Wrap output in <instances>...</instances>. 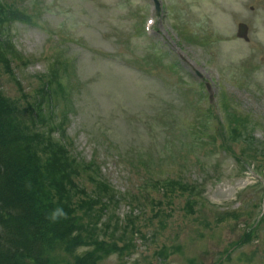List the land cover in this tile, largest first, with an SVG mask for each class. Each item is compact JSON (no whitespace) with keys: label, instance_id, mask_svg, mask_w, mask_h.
Segmentation results:
<instances>
[{"label":"rangeland","instance_id":"rangeland-1","mask_svg":"<svg viewBox=\"0 0 264 264\" xmlns=\"http://www.w3.org/2000/svg\"><path fill=\"white\" fill-rule=\"evenodd\" d=\"M215 1L219 3V6L207 7L206 12L213 13L218 18L224 19L226 15V9L220 6L228 10L234 8L231 4L232 0ZM48 3H51V12H43L44 20L55 32L61 34L66 30L72 37L86 45L89 44L81 39L83 36L94 45L103 46L106 49L112 48L111 42L122 47L120 54H117L115 50H109L107 57H93L88 51L77 49L72 47V43H68L69 53L79 60L78 77L81 82L76 85L79 87L80 114L75 118L74 129L77 132L79 147L88 160L92 157L97 159L116 191L127 192L132 189L130 185L133 174L130 161L134 154H142L150 150L151 158L157 155L161 141L159 137L154 140L152 137L157 133H164V130L157 126L156 120L165 114L169 90L143 80L137 83L138 76L129 73L122 66V61L125 55L131 52V48L126 45L127 39L120 38L119 27L109 23L111 11L108 4L111 0H40V4ZM207 5H210L209 0ZM74 16L82 23L79 30L74 26ZM251 21L253 33L258 35L263 23L257 24L255 15ZM121 29L124 33L126 32V28ZM15 34L22 49L37 59L33 65L24 70V75L30 76L44 70L47 62L40 55L48 45L46 34L22 25L15 27ZM104 34H107V38L103 36ZM262 72L264 73V66ZM127 81L129 83L126 84ZM250 81L256 82V80ZM258 85L261 86V83ZM109 92L113 95L112 103L108 97ZM257 104L258 110L264 109L263 102ZM168 116L170 118V114ZM103 132L107 133L108 141L103 140ZM223 156L225 157L222 166L224 176L216 179L213 175L212 182L206 186L204 184L205 193L217 204H224L238 184L227 179L226 172L231 169V161L228 160V156ZM202 180L205 182L206 178L202 177ZM127 210V206L122 203L119 214H124ZM179 230L183 231L180 238L169 239L166 244L180 247L178 253L167 260V264H210L215 260L216 251L224 245L226 239L232 237L230 231L221 230L220 240L216 241L214 237L199 238L197 232L200 231L193 226L185 228L181 226ZM160 236L163 238L161 242H164L167 237L173 236V229L165 234L160 233ZM144 248L146 245L141 252H144ZM145 264H154V260L151 258V261H145Z\"/></svg>","mask_w":264,"mask_h":264},{"label":"trees","instance_id":"trees-1","mask_svg":"<svg viewBox=\"0 0 264 264\" xmlns=\"http://www.w3.org/2000/svg\"><path fill=\"white\" fill-rule=\"evenodd\" d=\"M24 171L23 165L10 161L8 154L0 146V181L7 178L13 186L14 182L19 180L16 188L17 192L12 189L13 186L9 190L4 189L0 193L1 200H3L0 208V222L2 223L5 237L12 239L9 241L6 238L3 240L4 237H0V241L4 243V245L0 246V251H3L5 247L14 248V246L17 249H21L24 247L22 243L29 244L27 249L30 251L36 249L33 245L38 242V218L32 204L24 197L25 190L22 185ZM27 177L29 178L28 175ZM41 219L47 222V217L44 213L41 214ZM3 258L7 259V254H4Z\"/></svg>","mask_w":264,"mask_h":264},{"label":"bare ground","instance_id":"bare-ground-1","mask_svg":"<svg viewBox=\"0 0 264 264\" xmlns=\"http://www.w3.org/2000/svg\"><path fill=\"white\" fill-rule=\"evenodd\" d=\"M18 184H19V180L14 182V185H13L14 187H13L11 185L9 179H7V178H6V180L3 179V180L0 181V193H2L4 189L9 190L12 187H13L12 189L15 192H17L16 188H17ZM2 202H3V200H1V196H0V206H1ZM1 228H2V226H1ZM0 233H3V237H4L3 240H5V238H6L5 237V232L1 229ZM48 235L51 236L52 235V231L48 232ZM45 237H46V234H42L41 236L37 237L38 238V242L33 245L34 248L40 247L44 243ZM2 242L3 241H0V246L4 245V243H2ZM12 250H13V252H11ZM5 251H7L8 253L5 252ZM18 252H19V249H17L15 246H14V248L5 247V249L3 251H0V264H15L14 263V257L17 255ZM4 254H7V259L3 258ZM44 261H45V259L36 260L35 264H40V263H43Z\"/></svg>","mask_w":264,"mask_h":264},{"label":"clouds","instance_id":"clouds-1","mask_svg":"<svg viewBox=\"0 0 264 264\" xmlns=\"http://www.w3.org/2000/svg\"><path fill=\"white\" fill-rule=\"evenodd\" d=\"M66 218V213L62 207H57L54 211H52L48 217V219L52 223H56L59 220Z\"/></svg>","mask_w":264,"mask_h":264}]
</instances>
